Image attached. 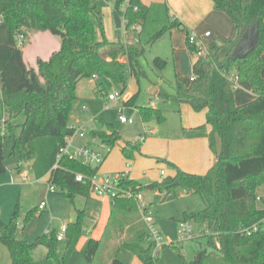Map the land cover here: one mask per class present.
<instances>
[{
  "label": "trees",
  "instance_id": "trees-1",
  "mask_svg": "<svg viewBox=\"0 0 264 264\" xmlns=\"http://www.w3.org/2000/svg\"><path fill=\"white\" fill-rule=\"evenodd\" d=\"M113 1L114 11L128 31L136 22L145 20L147 9L139 0ZM211 1L214 9L225 13L233 23V39L222 45L211 44L208 56L197 57L193 64L194 80L187 86L176 81L174 94L159 91L158 97L189 105L194 112L206 111L205 123L183 129L182 135L207 137L217 160L202 176L185 173L167 162L175 175L160 182L142 186L128 176L121 179L119 192L111 200L106 231L125 238L117 245L109 264H128L119 258L124 253L142 264H160L156 243L143 222L137 202L124 193L133 195L144 190L170 193L175 188L203 199L205 207L196 214H186L185 218L208 232L202 235L205 248L197 251L189 262L180 255L181 264H264V229L250 234L244 231L264 220V78L261 77L264 0ZM0 17L12 37L22 30H34L48 32L61 40L59 49L47 61H37L36 69L25 64L19 47L0 44V174L7 171L3 143L11 140V155L19 162H32L36 179L48 176V184L59 189L71 203L77 196L88 198L89 181L100 167L90 168L67 157H57L66 138L73 134L69 118L77 100V85L98 75L101 85L115 86L122 94L130 78L138 81L146 76L140 64L144 48L134 43H110L103 35L100 38L95 21H101V13L95 0H0ZM175 25L164 26L151 42ZM182 30L186 33L188 52L198 54L199 47L188 41L191 32ZM253 30H256L253 47L241 50ZM153 64L160 71L166 67V61L160 58H155ZM230 74L239 82L249 83L253 101L235 104ZM123 105L135 106L136 95ZM136 108L144 123L165 122L163 111L158 108ZM104 126L105 130L93 132L91 138L98 139L108 152L122 142V155L132 160L140 144L123 142L111 124L105 122ZM77 175L82 176L83 182L76 181ZM176 181L178 185L174 186ZM75 211L76 220L67 225V247L61 258L55 231L33 242L18 237L22 231L18 207L9 223L0 220V244L8 250L11 264H34L32 252L38 246L46 249V259L65 264L84 235L87 216L83 210ZM34 213L32 210L26 214L23 227ZM100 245L101 241L88 239L79 254L91 264Z\"/></svg>",
  "mask_w": 264,
  "mask_h": 264
},
{
  "label": "crops",
  "instance_id": "crops-1",
  "mask_svg": "<svg viewBox=\"0 0 264 264\" xmlns=\"http://www.w3.org/2000/svg\"><path fill=\"white\" fill-rule=\"evenodd\" d=\"M139 1L144 7H146L147 15L143 22H136V30H133L131 33L137 34V37L139 39L137 41H141L140 34L142 31V26H144V24L148 20H160L157 16H160L161 14H163V11L166 10V19H164L165 23L162 24H165L164 26L172 23L176 25L173 29L164 33V35L160 39L154 41V43L166 38L169 40L172 46V58L174 66L177 71L176 77L179 79L177 81L184 84L185 86L189 85V83L191 82V75H193L192 67L197 60V56L192 55L188 52L186 46V33L182 29L185 28L191 33L197 35L199 38H201V40L207 47H209L213 43L222 45L223 43L232 40L234 37L235 28L233 23L225 13L216 11L214 9L211 0ZM124 9L125 6L122 7V10ZM120 20L122 27L124 21L121 18ZM114 28L116 29L115 24ZM208 32L210 33V36L205 38L204 34ZM19 35H22L24 37L21 44L17 42ZM255 36L256 30H253V32L250 34L249 39H247V41L241 45L240 49L248 51L254 45ZM130 37H133L132 34H130ZM0 44L19 47L22 51L25 64L28 67L36 69L37 61H47L50 55L59 49L61 40L59 37L53 36L48 32L34 30H22L21 32L17 33L15 37H12L5 24L2 23L0 24ZM124 60L125 59H122V61ZM185 65L188 69L187 72L186 68H184ZM261 77L264 78V68L261 70ZM105 86L106 85H101V82L99 80L95 81L94 87L92 88L93 94L97 95L100 89L105 88ZM157 88L159 89V91L162 89L161 85L159 84L157 85ZM159 91L155 92L154 94V97L156 99H159ZM76 95L77 100L74 103V107L78 106L79 101H81L82 99L79 93L76 92ZM132 96L133 95H131L130 93L126 95V101ZM254 98L255 97L252 93L249 83L239 82L237 88L234 91L235 104L238 106L244 105L253 101ZM115 104H113V106H115ZM146 107L158 108L156 106V102L150 103V105ZM180 112L182 114V123L179 129L173 132L171 135L165 132L162 133L161 130L159 131V128L157 127L161 126L162 124L159 125L153 121L144 123L141 119V132H144V134L142 135V133H139V135L141 134L140 136L143 137L144 144L142 143L143 145H141L140 141L135 142L136 144H140V146L138 151L134 154L133 160L130 161L128 159H125V157L122 155L121 147L123 143L119 142L112 150L108 152V155L110 154V152L117 149L120 153L121 165L112 168L107 165L105 160L104 162L106 163V165L104 162L103 164L105 165L104 167L106 171L114 174L127 173L128 177L131 180H134L136 182L146 180V185H148L150 184L148 180L144 178L142 179V177L140 178L141 171H139L135 166L137 164L144 165L145 159L143 157H147L150 152H155L157 146H160L157 149V151L160 152L158 153L159 155L157 153H152V155L150 154L151 156L156 157V163L162 162L165 163L164 165H167V162H170L185 173L201 176L205 175L216 162L217 154H214L210 150L207 137L186 138L182 135V130H189L203 125L206 119V111L194 112L189 105L181 104ZM104 123L101 130H105ZM72 124L82 125L84 124V121L80 118L79 115L71 112L69 118V127L72 126ZM151 124H153L154 126H151ZM79 127L85 128L84 126ZM209 132L210 128L207 127V133ZM77 142L81 145L93 146L95 149H100V145L92 144L91 137L88 136H86L84 140H77ZM10 145L8 146L10 147ZM3 149L5 150V141L3 143ZM219 151L220 141L217 140V152ZM4 156H6L5 151ZM8 162L9 161L5 159L7 171L3 174H0V220L4 223H9V221L13 217L15 209L18 207L20 215L18 225L19 228L22 229V231L18 234L19 238H23L28 242H32L35 238L39 236L41 237L42 235L46 234L47 231H55L57 234L62 225H69L75 221L74 214L71 210L72 205L68 201V199H66L57 188H55L54 193L49 192L48 176H45L41 179H36L32 169V162H19L17 157L14 158L12 163ZM166 167L168 169L167 172L165 170H161L164 172V175H161L160 171L161 177L157 182L162 181V179L167 176L172 177L175 175V172L169 166ZM79 198L84 201V204H87L88 201H93L95 204V208L89 213H87L85 208L80 209L85 212L87 218L85 221L84 235L80 238L76 246L75 252L77 253H79L88 239H94L102 242L107 233L106 228L109 223L111 211L108 214L105 222L102 224L100 230L96 232V227L98 226L96 218L99 216L98 206L102 207L104 204H110L112 210V201L107 197L98 198L91 194L88 198ZM43 201L47 203L46 209L43 212H39L38 206ZM32 210H35V215L31 220V223L26 227H23L22 222L26 214ZM59 213L66 217V221H62L65 223L61 224L59 227L48 223V218H51L53 215ZM42 218H47V221L44 224L38 225V228L34 230V223H37V221ZM124 238L125 235H119L113 232L111 243L118 244ZM63 241H66V238ZM36 251L37 250L34 251L35 255L38 254V251ZM46 253L47 252L45 249L44 254ZM35 257L36 256H34V258ZM135 259L137 258L135 257L134 259H132V262L130 264H138V262H136L137 260ZM110 261L111 260L109 259L108 264L110 263ZM0 264H11L8 250L2 244H0Z\"/></svg>",
  "mask_w": 264,
  "mask_h": 264
},
{
  "label": "rangeland",
  "instance_id": "rangeland-1",
  "mask_svg": "<svg viewBox=\"0 0 264 264\" xmlns=\"http://www.w3.org/2000/svg\"><path fill=\"white\" fill-rule=\"evenodd\" d=\"M95 3L101 13V21H95V27L99 37L102 38L103 35L110 43H134L143 47L145 53L141 58L140 64L143 67L146 76L141 77L138 81H136L134 77L130 78L128 81L127 89L122 94H120V90L115 86L106 85L105 88L100 89L97 95H94L92 92V88L94 87L95 80L93 78L83 79L76 88V92L79 93L82 99L81 101H79L78 106H73L72 112L79 115L80 118L84 121V124H72V126L76 128H79V126H84V129L87 133L86 136L91 137V134L93 132H97L102 129V125L104 122L111 123L113 128L119 132L123 141L129 143L140 141V144L143 145V137L140 136L141 134L139 135V133H142L141 117L139 111H137L136 109V105L149 106L150 103L156 102V106L163 111V114L165 116V122L157 128H159V131L161 130L162 133L165 132L171 135L173 132L179 129L182 123V114L180 112L181 104L176 103L172 99L163 101L158 98L156 99L154 97V94L155 92L159 91V89L157 88L158 84L161 85L162 88L160 91H164L168 94H174L173 86L179 79L176 77L177 71L172 58V46L167 38L162 39L156 43L151 42L152 37L159 31H161L165 25L162 23H165L164 19H166V10L163 11V14L157 16L160 20H148L144 24V26H142V31L140 34L141 41H137L139 40L137 34L131 33V30L128 31L125 28L124 22L122 27L117 31L114 28L113 0H95ZM130 34H132L133 37H130ZM155 58H160L166 61V67L163 70L160 71L155 67V65L153 64ZM184 68H186V65ZM187 71L188 69L186 68V72ZM113 92H118L120 94V97L115 106L112 105L110 107H107L103 94H111ZM129 93L133 96L136 95L135 106L123 105L126 102V95H128ZM120 106H122V115L127 120H131V124L122 123L119 120V109L117 107ZM152 125L153 124H151V126ZM143 134L144 132L142 133V135ZM74 143L78 144L77 141H74ZM8 145H10V147ZM11 146V140H5V159L9 161L8 163H12L14 158H16L15 156L11 155ZM159 147L160 146H157V149ZM157 149L155 152H150V154L152 155V153H160L159 151H157ZM150 154H148L147 157H143L145 159L144 165L137 164L135 167H137V169L141 171L140 178L142 177V179H147L149 183H154L160 180L161 170H165L167 172L168 169L166 166L168 165H164L165 163L162 162L156 163V157L151 156ZM107 155L108 153H106L105 160L108 166L115 168L121 165V157L117 149L110 152L108 157ZM105 165L102 164L101 168L99 169V176L114 174L107 172L104 167ZM142 197V203L147 208L144 214L151 215V217L153 218V224L151 226L158 234L157 250L159 252L158 258L160 264H181L182 260L180 258V255H182L184 259L189 262L193 259L197 251L205 248L206 240L202 236L191 240L184 239L182 238L180 230V223L183 221H187L185 218L186 214H196L205 207L204 201L199 195L188 194L181 188H175L168 194L155 192L152 190H144L142 192ZM71 205V210L74 214V220H76L75 209L80 210L81 208H85L87 213H89L95 208V204L93 201H88L87 204H84V201L79 198V196L74 198V201L73 203H71ZM98 207L99 216L96 218L98 222L96 232L100 230L102 224L105 222L108 214L111 211L110 204H104L102 207ZM34 215L26 224V226L31 223ZM46 221L47 218H42L37 221V223H34V230L38 228V225L44 224ZM62 221H66V217H64L61 213L55 214L51 218H48V223H51V225H54L56 227H59L61 224L65 223ZM110 232L111 230L106 233L103 241L101 242L100 248L91 264H108L109 259L111 260L115 255L117 245L119 243H111L112 234ZM37 238H35L34 240H36ZM57 246L58 253L61 258L67 247V242L60 241L58 242ZM35 250L38 251L37 255H35L34 253ZM34 251L32 252L34 264L35 259L36 264H56L53 260L46 259V254H44L45 249L43 246L36 247ZM34 256L36 257L34 258ZM119 258L127 261L128 264H130L132 262V259H134L135 257L124 253L119 255ZM135 260H137L136 262H138V264H141L138 259ZM65 264L90 263H87L79 253L75 252L69 259H67Z\"/></svg>",
  "mask_w": 264,
  "mask_h": 264
},
{
  "label": "built area",
  "instance_id": "built-area-1",
  "mask_svg": "<svg viewBox=\"0 0 264 264\" xmlns=\"http://www.w3.org/2000/svg\"><path fill=\"white\" fill-rule=\"evenodd\" d=\"M136 10V8H135ZM3 23L2 18L0 17V24ZM136 30L135 25L131 27V31ZM210 36V33H205L204 37L207 38ZM24 37L22 35L18 36L17 42L19 44L22 43ZM188 41L190 44H196L199 47V52L196 54L197 57L202 56L206 57L208 56V47L203 43L201 38H199L197 35L190 33L188 35ZM92 78L95 81H98L100 78L98 75H93ZM230 79L234 82V88L236 89L238 86V78L230 74ZM194 80V76L191 77V81ZM105 97V104L107 107L112 106L113 104L118 102V99L120 97V94L118 92H113L111 94H103ZM119 109V120L122 123L131 124V120H127L122 115V106L118 107ZM71 129H73L72 136L66 138L65 145L63 148L60 149L58 154V159L61 157H67L70 160H75L80 162L81 164L88 166L90 168H98L101 167L103 162L106 158V153H108V148L100 143V141L96 138H91L92 144L100 145V149H95L93 146H87V145H81V144H75L74 141L77 140H84L86 138V130L82 127L76 128L73 126H70ZM143 139V138H142ZM161 175H164V172L161 171ZM127 173H115V174H108L99 176L97 173L95 176H93L90 179L91 184V194L98 197L103 198L107 197L111 200L118 194V182L127 177ZM77 182H83V178L81 175L76 176ZM49 192L54 193L55 187L49 185ZM125 197H133L134 200L137 202L139 211L143 215V220L145 224L148 226L150 236L152 240L156 243L157 247V241H158V234L156 231L152 228L153 224V218L150 214L146 215L144 212L147 210L146 206L142 203L143 197L142 193H136L131 194L130 192L124 193ZM47 203L45 201L41 202L38 206V211L43 212L46 209ZM94 221V220H93ZM264 229V220H262L259 223L254 224L250 228L244 230L247 234H250L251 232H257L259 230ZM180 230L182 238L184 239H196L201 237L203 234H207V230L204 228H198L193 222L191 221H183L180 223ZM50 231H47L46 234H48ZM67 232V225H62L59 229V231L56 234V239L58 242L63 241L65 239V234Z\"/></svg>",
  "mask_w": 264,
  "mask_h": 264
},
{
  "label": "water",
  "instance_id": "water-1",
  "mask_svg": "<svg viewBox=\"0 0 264 264\" xmlns=\"http://www.w3.org/2000/svg\"><path fill=\"white\" fill-rule=\"evenodd\" d=\"M113 18H114V24H115V27H116V29L118 30V29H120L121 28V20H120V17H119V15L116 13V12H114V14H113ZM256 37V36H255ZM255 43V42H254ZM253 47V46H252ZM251 47V48H252ZM250 48V49H251ZM249 49V50H250ZM139 185H142V186H145L146 185V180H142V181H139V182H137ZM178 185V181H176L175 183H174V186H177Z\"/></svg>",
  "mask_w": 264,
  "mask_h": 264
}]
</instances>
